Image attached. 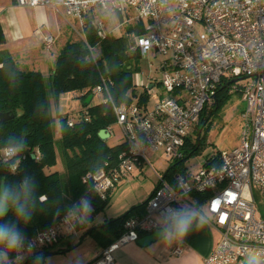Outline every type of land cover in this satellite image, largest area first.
I'll list each match as a JSON object with an SVG mask.
<instances>
[{"label": "built area", "instance_id": "2783aa9c", "mask_svg": "<svg viewBox=\"0 0 264 264\" xmlns=\"http://www.w3.org/2000/svg\"><path fill=\"white\" fill-rule=\"evenodd\" d=\"M15 3L53 9L83 40L86 23L100 37H105L108 31L101 14L118 13L123 17L121 25L142 24V32L132 34L133 48L141 57L152 50L163 55L160 84L164 92L151 108L136 103L115 104L109 92L112 82L106 77L91 91L90 102L112 104L115 125L121 129L127 145L115 164L106 162L84 178L101 199L110 194L118 180L132 172L134 162L150 165L147 158L150 152H161L169 164L183 160L188 139L194 140L199 116L214 101L221 83L227 81L229 92H239L246 103L241 113L239 146L220 150L218 165L203 163L195 172L175 173L174 186L159 177L160 183L149 196L143 215L126 219L121 235L97 253L93 264H113L115 250L136 242L141 234L161 228V212L165 208L194 207L190 202L192 193L210 192L201 205L219 231L218 241L202 264H244L249 250L264 249V0H15ZM42 42L46 49H51L55 37L46 35ZM92 58L95 59L93 54ZM139 86L151 95L155 83L141 81ZM72 124L69 118L68 125ZM108 131L111 135V129ZM9 148L3 151L4 161L16 155H9ZM70 207L54 225L27 239L32 242V249L15 253L14 261L20 262L60 236L77 232L80 222L68 215ZM183 251V246L177 244L172 253L179 256Z\"/></svg>", "mask_w": 264, "mask_h": 264}, {"label": "trees", "instance_id": "16d2710c", "mask_svg": "<svg viewBox=\"0 0 264 264\" xmlns=\"http://www.w3.org/2000/svg\"><path fill=\"white\" fill-rule=\"evenodd\" d=\"M141 32L142 24L135 23L125 25L121 36L108 32L105 37H100L97 30L89 22L86 23L84 40L68 39L60 49L47 85L43 73L21 69L12 55L1 48L6 39L0 24V113L14 114L13 118L0 122V181L18 185L24 178H31L33 188L25 194V199L32 218L26 225L18 224L27 239L54 225L72 202L82 196L91 200L94 211L89 222L77 224L76 230L80 232V238L92 236L100 250L121 235L126 219L145 212L149 197L117 217L95 223L96 215L109 204L110 195L101 199L93 191L91 182L84 180L106 162L115 164L118 155L127 148L124 140L111 145L108 139L103 140L98 135L101 129H113L116 116L112 104L108 101L85 103L92 89L101 83L102 77L112 82L109 92L115 104L136 103L143 108L148 104L150 95L147 89L138 90L133 82L138 50L135 58H129L135 51L132 34ZM227 83L225 81L218 86L214 101L201 112L194 140L188 139L186 143L184 159L171 163L163 174V179L172 186L175 185L174 174L185 173L184 162L198 153L205 143L211 117L230 95ZM72 92L79 94L82 109L78 119H72L70 126L68 115L60 113L58 108L61 95ZM85 116L89 119L86 120ZM19 142L24 143V150L13 159L4 161L3 151ZM219 151L209 154L203 163L218 165ZM37 152L38 158L35 157ZM16 161V168L12 170L11 166ZM59 162L62 163L63 172L58 170ZM209 194L192 193L194 205H201ZM3 222H16L11 210L0 219V223ZM59 244L65 246L55 249ZM70 247L68 236H60L53 243L24 256L20 262L14 261L15 253L9 254V260L11 264H34L38 256L45 261L47 255L65 252ZM95 260L96 256L87 264H93Z\"/></svg>", "mask_w": 264, "mask_h": 264}, {"label": "rangeland", "instance_id": "374dc122", "mask_svg": "<svg viewBox=\"0 0 264 264\" xmlns=\"http://www.w3.org/2000/svg\"><path fill=\"white\" fill-rule=\"evenodd\" d=\"M8 1L9 0H0V6ZM50 11V14L55 15L56 20L65 30L64 36H66V38H62L64 36L60 37L55 47L51 49H46L41 46L38 47L37 51L44 56L45 60H48L46 63L49 68L47 67V70L44 72L47 85H49L48 77L52 73L55 65L56 57L54 55L60 51L65 40L77 38L75 33H73L69 27L65 26L66 24L61 19L62 17L55 11ZM102 20L104 21L107 31L112 32L114 36H121L124 34L125 25H121L123 17L120 14L115 12L105 13L102 15ZM36 29V32L42 34L43 37L55 33V30L47 24L38 26ZM35 36L38 37L37 34H35ZM50 50H52V53H50ZM15 57L20 61L18 55ZM162 60L163 55L152 50L145 57H141L139 54L135 61L137 70L133 73V82L136 84L137 89H144L139 86L141 81L146 82L150 80L155 83V86L152 88L153 92L147 101L149 108H151L158 95L164 92L160 84L162 79ZM241 82H244V80H241ZM66 96L67 105L70 108L67 115L70 119L77 120L80 115V109H82V101L79 99V94L77 92H72L66 93ZM245 105V100L239 92L230 93L226 101L211 117L209 128L205 135V143L202 145V148L198 153L191 155L184 162L186 171H197L209 154H213L218 150H229L239 146L243 124L241 113L245 109ZM51 106L53 107V103H51ZM58 126V122H56V128H58ZM111 131V136L108 138L109 144L114 145L123 141V134L119 126L114 124ZM58 136V132L56 131V137ZM147 158L150 165L134 162L132 172H130L126 178L118 180L116 187L110 191V204L105 211H103L107 216L117 217L132 206L141 204L151 195L159 180L160 174H164L170 164L164 159L161 152H150L147 154ZM62 168V163L59 162V172H63ZM64 178L63 176V179ZM201 208L205 211L204 206ZM101 220L102 217L98 216V218H95L94 222H99ZM68 240L71 244L70 249L62 253L47 255L44 264H87L98 248L92 236L80 238V232L70 234ZM63 246H65V244H59L55 249ZM29 254L31 255V253Z\"/></svg>", "mask_w": 264, "mask_h": 264}, {"label": "crops", "instance_id": "0c3cea01", "mask_svg": "<svg viewBox=\"0 0 264 264\" xmlns=\"http://www.w3.org/2000/svg\"><path fill=\"white\" fill-rule=\"evenodd\" d=\"M50 10L53 9L41 6H18L15 0H9L0 6V24L6 39L1 48L7 50L12 55L21 69L37 70L43 74L47 70L48 65L46 62L48 60H45L44 56L37 51L38 47H44L42 42L43 35L36 32L38 26L47 24L55 30L53 34L55 37L53 48L60 37L65 35V30L60 26L55 15L50 14ZM60 17H62L61 19L66 24L65 26L68 27L63 16L60 15ZM62 38H66V36ZM66 41H64V44ZM50 51L52 53V50ZM58 53L54 56L57 57ZM16 55H18L20 61L16 59ZM91 103L95 102L92 101ZM58 109L62 114H68L70 111L67 105L66 94L61 95ZM160 177L164 178L163 174H160ZM159 183L160 179L155 188ZM190 202H193L192 198ZM201 207L202 205L190 207V209L198 213V216L183 238L173 239L170 244L162 242L161 239L147 246H141L137 241L128 243L113 252V264H202L203 259L210 254L218 241L219 231L212 225L207 217L206 211H203ZM98 216L102 217V220L99 222L113 217L107 216L104 212L96 215L97 218ZM145 235L147 234L141 237ZM177 244H181L184 248L183 253L179 256L172 253ZM99 251L100 248L98 247L93 253L92 259L95 258Z\"/></svg>", "mask_w": 264, "mask_h": 264}, {"label": "clouds", "instance_id": "9594fccd", "mask_svg": "<svg viewBox=\"0 0 264 264\" xmlns=\"http://www.w3.org/2000/svg\"><path fill=\"white\" fill-rule=\"evenodd\" d=\"M24 147L23 142L14 143L8 149V154H18L24 150ZM32 188L31 178H24L18 185H9L0 181V219L10 210L16 218V222L0 223V264H11L10 253H17L25 248L31 250L33 247L32 242L27 241L26 235L18 226L19 223L26 225L31 221L32 213L25 194L30 193ZM93 211L91 200L82 197L70 207L68 215L80 223H87ZM161 216L163 224L157 235L162 242L170 244L173 239L183 238L188 233L198 213L190 208H165ZM34 264H44V258L36 257ZM244 264H264V249L249 250Z\"/></svg>", "mask_w": 264, "mask_h": 264}, {"label": "water", "instance_id": "95a60500", "mask_svg": "<svg viewBox=\"0 0 264 264\" xmlns=\"http://www.w3.org/2000/svg\"><path fill=\"white\" fill-rule=\"evenodd\" d=\"M136 57V51H133L132 54L129 55V58H135ZM151 86H149L150 88ZM91 99V95H89L86 99H85V103H89ZM14 114H9V113H0V122L8 120L10 118H13ZM200 131L198 132V136L199 137ZM98 135L101 139L106 140L110 137V132L107 129H101L98 132ZM4 182V181H3ZM155 190V188H154ZM153 190V191H154ZM161 231V228L153 231L152 233H149L143 237H140L137 242L138 244H140L141 246H147L155 241H157L158 239H160L157 235L158 232Z\"/></svg>", "mask_w": 264, "mask_h": 264}]
</instances>
